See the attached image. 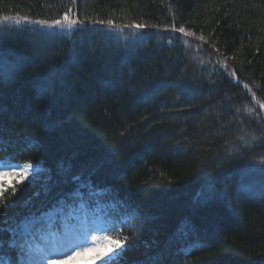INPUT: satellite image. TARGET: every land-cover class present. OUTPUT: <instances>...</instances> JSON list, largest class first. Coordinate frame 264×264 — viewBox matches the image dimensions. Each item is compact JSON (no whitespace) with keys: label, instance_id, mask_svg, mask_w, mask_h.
<instances>
[{"label":"trees","instance_id":"obj_1","mask_svg":"<svg viewBox=\"0 0 264 264\" xmlns=\"http://www.w3.org/2000/svg\"><path fill=\"white\" fill-rule=\"evenodd\" d=\"M72 7L119 24H183L207 42L152 29L137 36L87 23L53 32L0 22V66L10 71L0 83V158L44 169L15 196L16 180L5 185L14 201L7 215L30 212L39 226L50 214L73 221L71 212L83 211L102 227L115 224L129 237L116 264H258L264 139L248 146L239 137L264 133V0ZM65 10L66 0H0V21ZM209 180L216 196L206 201Z\"/></svg>","mask_w":264,"mask_h":264},{"label":"snow or ice","instance_id":"obj_2","mask_svg":"<svg viewBox=\"0 0 264 264\" xmlns=\"http://www.w3.org/2000/svg\"><path fill=\"white\" fill-rule=\"evenodd\" d=\"M77 4V0H66V10L62 12L58 18L55 19H33L28 15H4L2 17L3 23L9 21L14 22L17 26L26 25H39L41 31L51 30L55 32L57 29H74L77 25L83 26L86 23L93 26L99 25L105 29H130L134 35L143 36L149 34L146 30L152 29L156 32H171L173 34L179 33L183 37L194 38L195 40L207 42L204 35H197L191 29L186 28L183 24L179 27L175 23L168 24H155L148 23L143 20H132L126 24L115 23L113 19H93L89 16H81L78 12L73 10V5ZM172 41L170 40L169 43ZM217 51H219L217 49ZM225 68L227 65V58L220 61ZM10 75V71L6 72L0 66V83ZM231 76L236 77L235 69L231 70ZM238 80V78H237ZM51 86V85H49ZM246 89L251 91L247 84L244 85ZM264 109V104L260 105ZM246 111L251 112L252 109L246 108ZM239 112V109H237ZM239 139L243 140L245 145L255 146V143L264 139V133L257 137L254 133L251 134L250 140H244L243 136ZM44 169L40 168L37 162L28 160L18 162L14 157L0 158V176L17 177L15 184L10 187L12 196L21 190L27 184H31L36 176L43 172ZM74 182H79L81 177L73 176ZM212 180L206 182V190L203 195L205 200L214 199L216 193L212 187ZM7 189L3 184H0V264H62L64 260L73 259L77 256H82L86 252H95L91 257L93 264L95 261H100L101 264H116L119 257L127 250L126 241L129 239L127 236L122 237V233L116 228L115 224L107 225L104 227H92L87 230H82L71 235L61 236L53 239L50 243L43 247L35 248L28 243V238L34 235L35 229L38 226V217L32 215L30 212L25 215L12 214L7 215V210L12 206L14 201L11 197L6 196ZM50 189H46V192ZM34 196H39V192H35ZM31 204V198L25 201L24 207L28 208ZM96 232L102 235H95ZM7 233L8 239H4V234ZM91 237L93 243H88V238ZM5 247L9 250V255H5ZM119 250V251H117ZM258 264H264V252L260 253V259L256 260Z\"/></svg>","mask_w":264,"mask_h":264},{"label":"rangeland","instance_id":"obj_3","mask_svg":"<svg viewBox=\"0 0 264 264\" xmlns=\"http://www.w3.org/2000/svg\"><path fill=\"white\" fill-rule=\"evenodd\" d=\"M34 26H37L39 28L42 27L39 25ZM16 179L18 178L12 177L10 175L0 176V184H3L5 186ZM51 215L55 216L54 213ZM76 217H78L79 219L75 220L74 222H63L64 220H62V226H59L52 222L54 220L53 218L47 217L48 221H46L47 223L45 224L46 227L44 228V230L42 231L41 229V232L37 230L32 238L28 241V243L35 248H39L50 243L55 238L71 235L82 230L90 229L92 227H101L99 221L94 216L88 217L85 214L79 215V213H76ZM95 235H102V233L96 232ZM88 243H93L90 236L88 238ZM94 255L95 252H86L82 256L64 260L62 264H93L91 257H93ZM94 264H101V262L95 261Z\"/></svg>","mask_w":264,"mask_h":264}]
</instances>
